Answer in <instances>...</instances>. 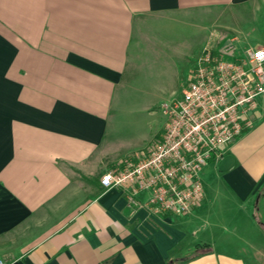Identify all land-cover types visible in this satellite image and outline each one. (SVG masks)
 <instances>
[{"label":"crops","instance_id":"0c3cea01","mask_svg":"<svg viewBox=\"0 0 264 264\" xmlns=\"http://www.w3.org/2000/svg\"><path fill=\"white\" fill-rule=\"evenodd\" d=\"M200 10L238 22L208 32L199 51L264 48V0H0L1 261L264 264V94L252 127L203 165L190 213H153L148 191L130 203L127 190L100 185L165 126L129 155L110 127L135 77V34Z\"/></svg>","mask_w":264,"mask_h":264},{"label":"built area","instance_id":"2783aa9c","mask_svg":"<svg viewBox=\"0 0 264 264\" xmlns=\"http://www.w3.org/2000/svg\"><path fill=\"white\" fill-rule=\"evenodd\" d=\"M196 55L181 96L162 106L160 140L146 155L127 158L100 178L104 189L127 190L130 203L133 194L148 191L144 206L153 213L185 215L201 204L203 165L252 127L250 112L264 94V48L234 55L230 41Z\"/></svg>","mask_w":264,"mask_h":264},{"label":"rangeland","instance_id":"374dc122","mask_svg":"<svg viewBox=\"0 0 264 264\" xmlns=\"http://www.w3.org/2000/svg\"><path fill=\"white\" fill-rule=\"evenodd\" d=\"M212 14L192 11L182 20L154 23L135 34L129 62L135 77L115 99L114 106L120 109L112 111L110 122V127L118 128L116 141L123 154L154 144L166 118L162 106L181 96L202 39L208 32L215 34L213 30L225 36L238 22L233 11H220L217 18Z\"/></svg>","mask_w":264,"mask_h":264}]
</instances>
